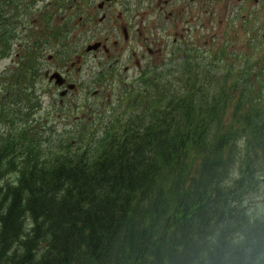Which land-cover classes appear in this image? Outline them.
<instances>
[{
    "label": "trees",
    "instance_id": "trees-1",
    "mask_svg": "<svg viewBox=\"0 0 264 264\" xmlns=\"http://www.w3.org/2000/svg\"><path fill=\"white\" fill-rule=\"evenodd\" d=\"M181 54L144 94L130 89L127 117L80 132L84 147L2 134L0 264H264V211L251 204L264 192V95L233 56L209 97L217 60ZM26 86L4 89L6 105L21 112L11 90Z\"/></svg>",
    "mask_w": 264,
    "mask_h": 264
},
{
    "label": "rangeland",
    "instance_id": "rangeland-1",
    "mask_svg": "<svg viewBox=\"0 0 264 264\" xmlns=\"http://www.w3.org/2000/svg\"><path fill=\"white\" fill-rule=\"evenodd\" d=\"M25 1L17 0L13 3L15 6L20 7L16 12L15 19L19 23L15 28L10 21L13 14V12H10L12 7H3V14L6 17L4 29L2 28V22H0V93H6L4 89L7 90L8 87L17 84V81L22 79H25L26 88L28 89V93L26 95L23 93V97L17 95L16 89L11 90V94L14 95L17 102L25 106L21 112L18 111L16 106L10 108L6 105L4 96L0 95V137L2 134H8V131L15 134L24 129L37 131L38 135L43 136H47L52 131L61 143H64L65 139L70 136L69 139L75 141L78 146L84 147L88 140L82 137L80 132L87 130L89 127L93 132H98L96 130H100L106 125L108 117L114 111L127 117L129 112L125 107V103L132 99L131 97H134L130 91L134 90L135 93L144 94L146 85L156 75L149 79L144 76L141 79H135L136 77L130 76L129 71L128 75H121L122 78L128 80L127 85L107 83L102 85L100 89L94 90L92 82L98 77L103 78L108 66L114 61L105 60L104 66H100L99 63L104 61L102 58L103 51L98 53L96 57L94 53L85 55L81 59H78L76 55L82 47L86 49L88 44L94 46L93 42L97 38L92 35L90 23L94 21L93 24L102 33V29L110 25L109 19L102 18L99 7L87 5L86 0H28V12L22 10ZM180 1L177 0L176 2L181 7ZM115 4L113 7L118 8L117 3ZM142 6L147 7L145 2ZM159 7L154 6V10H158ZM191 7L193 12L187 10L185 11L186 15L185 13L183 15V26L173 23V17L179 18L175 16V7L170 10L173 15L170 14L164 20L148 18L137 20L135 28L138 27L145 35H149L154 39V45H160L164 48V57L155 63L154 69H151L152 72L154 70L157 72L158 67L170 71L177 69L178 65L186 61V54H181L178 51L173 55L175 49L189 50L190 46H196L199 62L203 59L217 60L216 63L219 64V68H222L215 70L213 76L209 75L212 76L209 84H206L209 97L217 93L218 84L216 81L218 77H223V70L230 66L233 60L231 57L233 56L243 58L242 62L232 65L243 71L240 81L244 77H259L258 80H253L254 86L252 85V87L255 95H264V51L257 50L258 35L254 31L242 30L241 15L236 20L223 19L221 17L225 9V1L223 0L220 1V4L218 0V9L213 6V16L215 17L213 22L208 20L204 10L200 16H197L195 7ZM219 8L221 11H219ZM190 13H193L194 16H191ZM254 24H256L257 31L260 30L261 22H255ZM166 30L171 32L170 37L165 36ZM182 30H184L185 39H179L175 44L173 39ZM215 30L218 33V37H214L217 41L211 39ZM66 39L68 41L67 45L63 42ZM39 47L41 48V55H43L41 65L44 64L46 57L45 62L49 60L51 55L57 58L61 51L67 52L76 63L82 60L77 64L81 66V70L79 71L78 68L73 69L74 77L70 79L71 83H68L67 91H64L65 89L57 90V86L49 83L44 78L42 68L43 75L39 78L35 79L30 74V70L33 71L34 67H29V61L31 56L34 58L33 51ZM221 50L224 53H221ZM23 55H25V69H23L22 59L20 58ZM192 60L195 61V59ZM246 61L250 63V66ZM222 62L226 64V67H223ZM58 64L59 62L52 68L57 69ZM31 65L33 66L34 63L32 62ZM243 66L247 68L245 71ZM114 70L120 73L123 71V69L117 68H114ZM176 76V73L171 75V77ZM54 77H51V81ZM105 81H116V75L108 74ZM233 81V78L228 79L229 83ZM212 82L213 84H211ZM56 84L63 85L58 81ZM78 84L79 86L75 90ZM94 91L96 94H94ZM149 93L152 94V91H149ZM59 94H61V97ZM65 96H69L68 100L71 102H67L66 106L63 107L59 100ZM42 127L47 130L45 134L40 133ZM78 136L79 139H77ZM251 204L253 207L258 206L264 211V192L255 195L251 199Z\"/></svg>",
    "mask_w": 264,
    "mask_h": 264
},
{
    "label": "flooded vegetation",
    "instance_id": "flooded-vegetation-1",
    "mask_svg": "<svg viewBox=\"0 0 264 264\" xmlns=\"http://www.w3.org/2000/svg\"><path fill=\"white\" fill-rule=\"evenodd\" d=\"M4 1V2H3ZM0 4V22H2V28L4 29V24L6 22V17L3 14V7L11 8L10 12H13L10 21L12 22L14 28L19 23L16 18V12L20 9V7L15 6L13 3L17 0H3ZM177 0H86V4L89 6H97L99 7V13H102V18L109 19L110 25L107 28L102 29V33L99 31V28L96 27L94 21L90 23V28L92 35H94L97 39L93 42V45L97 46L96 49L88 50L92 45L88 44L86 49L83 47L78 51L76 55L78 59L83 58L85 55H89L94 53L95 57L101 51L104 52L102 54L103 62H100V66H104L105 60L114 61L108 66V69L105 71V76L103 78L98 77L96 80L92 82L93 88L100 89V87L104 84H121L127 85L128 80L126 78H122L121 75H128L130 71V76L136 77L135 79H141L143 76L146 79L151 78L152 70L154 69L155 63L159 62L164 57V48L160 45H154L155 41L149 35H145L143 31H141L138 27L135 28L138 19L148 18L152 20H164L171 13V8L175 7V16L179 18L173 17V23L178 26H183V15L185 11L188 12L192 10L191 6L195 7L197 16H200L202 11H205L206 17L208 20L213 22L214 20V11L218 9V0H181L180 5L176 2ZM219 0V4H220ZM225 1V9L221 15L223 19H232L236 20L239 15L242 16V30L243 31H254L256 35H258V51H264V0H223ZM145 2L147 7H143L142 4ZM117 3L118 8H114ZM154 6H160L158 10H154ZM29 3L28 0L24 3V12H28ZM185 9V10H183ZM219 11L220 8H219ZM186 15V13H185ZM191 16H194L193 13H190ZM195 19V17H194ZM179 21V23H178ZM255 22H261V28L257 31ZM147 29V27H145ZM257 31V32H256ZM217 30L214 31L211 39L213 41H217L214 37H218ZM102 34V35H101ZM101 35V36H100ZM165 36L170 37L171 32L169 30L165 31ZM232 37V36H231ZM256 37V36H255ZM254 37V38H255ZM253 38V39H254ZM73 39V38H72ZM179 39H185L184 30L180 33L176 34V37L173 39V42L177 44ZM74 40V39H73ZM63 42L68 44L67 39ZM184 45V44H183ZM180 47V46H179ZM182 52L181 49L176 48L172 53L173 55L176 52ZM65 53V54H64ZM102 53V52H101ZM34 58H30L29 67H34L33 71L30 69V74L33 75V78L37 79L44 74V78L49 82L53 83L57 86V90L65 89L67 91L68 83L70 79L74 77L73 69L78 68L81 70V66L77 64L82 62H75V60L68 55L67 52L61 51L56 58L54 55L49 57V60H44V64L41 65L43 55H41V48L33 51ZM24 66L25 55L20 57ZM74 60V61H73ZM34 63L32 66L31 63ZM58 68H52L58 63ZM43 74H42V70ZM114 68L123 69L122 73L115 71ZM27 70V69H26ZM46 70V71H45ZM108 74H115L116 81L106 82L105 77ZM54 79L51 81V77ZM259 77H251V80H258ZM25 79L21 81H17L18 83L24 82ZM58 82H62V86H58L56 84ZM74 81V80H73ZM76 86L75 90H77ZM94 94L96 92L94 91ZM61 94H59L60 96ZM61 97V96H60ZM69 96H65L60 98V104L65 107L67 102H71L68 100Z\"/></svg>",
    "mask_w": 264,
    "mask_h": 264
},
{
    "label": "water",
    "instance_id": "water-1",
    "mask_svg": "<svg viewBox=\"0 0 264 264\" xmlns=\"http://www.w3.org/2000/svg\"><path fill=\"white\" fill-rule=\"evenodd\" d=\"M97 48V46L95 45V46H92V47H89V49L88 50H92V49H96ZM62 83V82H61ZM62 84H58V86H61Z\"/></svg>",
    "mask_w": 264,
    "mask_h": 264
}]
</instances>
